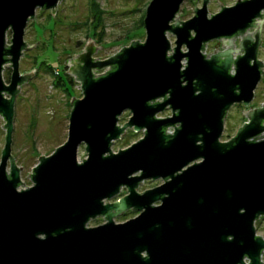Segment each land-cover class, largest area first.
<instances>
[{"label":"water","instance_id":"95a60500","mask_svg":"<svg viewBox=\"0 0 264 264\" xmlns=\"http://www.w3.org/2000/svg\"><path fill=\"white\" fill-rule=\"evenodd\" d=\"M59 1L0 0V264H261L264 239L254 222L264 215V102L242 110L247 120L233 137L219 138L228 110L247 106L264 75L257 57L264 0H237L210 16L202 0L183 21L184 0H150L144 41L132 40L104 60L92 56L101 46L88 38L67 62L82 97L70 102L66 140L38 157L28 174L32 184L19 189L21 167L11 155L14 103L34 71H19L28 48L24 31L37 8L53 15ZM214 39L226 47L206 55ZM166 108L171 114L158 117ZM124 111L130 116L119 125ZM127 128L143 136L113 151ZM144 178L163 182L139 193ZM122 186L127 193L111 201ZM129 208L138 214L115 222ZM99 216L103 223L86 226Z\"/></svg>","mask_w":264,"mask_h":264},{"label":"rangeland","instance_id":"374dc122","mask_svg":"<svg viewBox=\"0 0 264 264\" xmlns=\"http://www.w3.org/2000/svg\"><path fill=\"white\" fill-rule=\"evenodd\" d=\"M149 1L60 0L53 15L50 9H36L34 17L25 27L24 40L28 48L23 51L19 62L20 73L25 75L34 70L33 76L21 84L14 103L11 155L17 167H21L22 184L19 189L27 188L32 184L28 174H32V168L38 163V157L49 155L66 140L68 118L72 108L70 102L73 96L82 97L80 83L74 79L75 75L68 72L70 67V64H67L68 60L83 52L88 38L93 40V46H101L92 54L98 60L111 57L122 47L128 46L132 40L144 41L143 18ZM236 1L208 0V15L219 11L221 5H233ZM201 4L202 0H184L178 11L179 20L192 17L194 8L200 7ZM262 31L264 34V22ZM167 36L173 48L174 35L168 32ZM6 37V42L9 43L10 31L7 32ZM262 44L259 58L264 62V36ZM218 45L217 40L209 41L205 46L206 53H211ZM182 50L184 51L185 48L183 47ZM183 62L185 63L184 60ZM8 64L3 66L5 82H8L11 71L10 66H6ZM107 70L108 67H105L95 71L94 74ZM256 91L257 97L252 103L242 107L232 106L228 110L221 140L233 136L237 128L244 123L243 121H246L242 110L264 102V75ZM166 115L169 116L170 112H162L157 116L166 117ZM129 116V112H123L119 116L118 124L122 125ZM3 124L4 119L0 115V156L5 139V129L1 127ZM170 128L171 131L167 132H172L173 128ZM143 133V130L135 132L132 128H127L121 138L112 143V150L116 152L128 147L140 139ZM85 157L84 145H80L77 160L82 161ZM6 170L9 171V163ZM150 185L152 186L151 182H145L137 190L142 192ZM135 215V212L120 214L114 220L123 222ZM102 222V217H96L89 220L86 226L92 227ZM254 227L256 234L264 238V215L257 218Z\"/></svg>","mask_w":264,"mask_h":264},{"label":"flooded vegetation","instance_id":"af4514ba","mask_svg":"<svg viewBox=\"0 0 264 264\" xmlns=\"http://www.w3.org/2000/svg\"><path fill=\"white\" fill-rule=\"evenodd\" d=\"M248 32H251L252 33V35L254 34V31L252 30V29H247V31L245 32V33H248ZM263 36H264V34H263V31L261 32V44L259 45V47H258V52H257V57L259 58V55H260V52H261V47H262V43H263ZM214 40H217V42L219 43V45H218V47L217 48H215V49H213L212 51H214V50H221V49H223V47H226V45H225V43L223 42V39H221V40H218V39H214ZM238 46V39H235V47H237ZM212 53V52H211ZM260 59V58H259ZM11 72V71H10ZM263 76V75H262ZM262 78V77H261ZM259 83V82H258ZM257 86H258V84H257ZM257 86L255 87V89H254V91H253V97H252V100L250 101V103H252L255 99H256V97H257ZM260 105H261V103H260ZM260 105H256V106H252V107H249V108H256V107H259ZM233 106H237V107H242L243 106V104L242 103H235ZM244 111V110H243ZM124 112H128V111H124ZM164 112H170V114H171V111H170V109L169 108H166L165 110H164ZM167 116V115H166ZM245 117V116H244ZM247 120V119H246ZM224 121H225V119H224ZM243 122H245V121H243ZM242 122V123H243ZM240 127V126H239ZM238 127V128H239ZM168 128H170V127H168ZM173 128V127H172ZM237 128V129H238ZM237 131V130H236ZM223 132V131H222ZM236 133V132H235ZM222 135V134H221ZM235 135V134H234ZM233 135V136H234ZM233 136H229L228 137V139L227 140H229L231 137H233ZM220 138H221V136H220ZM219 138V140L220 141H226V140H221ZM145 182L147 183V182H151L152 183V186L150 185V187H147V188H144L143 189V191L144 190H147V189H150V188H153V187H155V186H158V185H160L162 182H163V179L162 178H157V179H152V178H144V179H142L139 183H138V185H137V188L140 186V185H142V184H145ZM154 185V186H153ZM123 188H124V190L125 191H123ZM137 188H136V190H137ZM142 191V192H143ZM137 192H139L140 193V191H138L137 190ZM127 193V188L126 187H124V186H122L121 188H120V191H119V193H118V195H117V197H115V198H113V200H115V199H117L118 197H121V196H123V195H125ZM120 194V195H119ZM112 200V201H113ZM161 203V201L159 200V201H156V202H154L152 205H154V206H157V205H159ZM132 212H135L136 213V215L138 214V211L137 210H135V209H132V208H129V209H127V210H125L124 212H122L121 214H127V213H132ZM120 215V214H119ZM135 215V216H136ZM118 216V215H117ZM263 215H261V216H259L258 218H261ZM99 217H101V216H99ZM115 218V217H114ZM132 218V217H131ZM130 219V218H129ZM256 220H257V218H256ZM255 220V221H256ZM126 221V220H125ZM103 222H104V219H103ZM102 222V223H103ZM255 232H256V230H255ZM257 235V234H256ZM263 238V237H262ZM264 239V238H263ZM263 253H264V249H262V251H261V253H260V262H261V264H264V261H263ZM141 255H142V257H144V258H146L147 256H148V253L146 252V251H143L142 253H141ZM244 259H248L247 257H244Z\"/></svg>","mask_w":264,"mask_h":264},{"label":"built area","instance_id":"2783aa9c","mask_svg":"<svg viewBox=\"0 0 264 264\" xmlns=\"http://www.w3.org/2000/svg\"><path fill=\"white\" fill-rule=\"evenodd\" d=\"M206 46V45H205ZM204 53L206 54V55H210L211 53H206V51H205V49H204ZM183 60L185 61V63L183 62ZM182 60V65L184 66L185 64H186V60L185 59H183ZM95 71H98V70H94L93 72L95 73ZM100 71V70H99ZM102 73V72H101ZM100 74V73H99ZM169 129H171V128H167V131H171V130H169Z\"/></svg>","mask_w":264,"mask_h":264},{"label":"trees","instance_id":"16d2710c","mask_svg":"<svg viewBox=\"0 0 264 264\" xmlns=\"http://www.w3.org/2000/svg\"><path fill=\"white\" fill-rule=\"evenodd\" d=\"M66 83L68 84V82L66 81Z\"/></svg>","mask_w":264,"mask_h":264}]
</instances>
